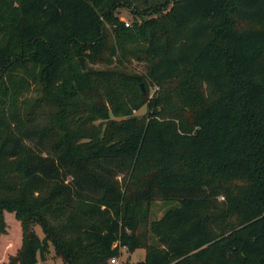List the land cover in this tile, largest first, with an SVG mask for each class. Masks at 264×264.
<instances>
[{
    "label": "trees",
    "instance_id": "1",
    "mask_svg": "<svg viewBox=\"0 0 264 264\" xmlns=\"http://www.w3.org/2000/svg\"><path fill=\"white\" fill-rule=\"evenodd\" d=\"M5 211L4 264H264V0H0Z\"/></svg>",
    "mask_w": 264,
    "mask_h": 264
},
{
    "label": "rangeland",
    "instance_id": "2",
    "mask_svg": "<svg viewBox=\"0 0 264 264\" xmlns=\"http://www.w3.org/2000/svg\"><path fill=\"white\" fill-rule=\"evenodd\" d=\"M118 11L121 19L130 24L133 22L135 14L132 11V7L127 5L121 6L118 8ZM137 18L140 19L139 16H137ZM109 44H113L112 38H109ZM108 55V52H105L104 59H95L94 61H89L84 56L87 69H103L110 66H115L114 63H111L110 65L107 63L106 59ZM129 67L132 71L135 70L137 72H141L145 69V65L137 61H133L132 63H130ZM155 89L156 87L151 88V94L154 93ZM41 95L42 93L40 89L36 87V83L32 82V87L27 90L21 98L27 97L29 99H37L41 97ZM146 111L147 106L145 105L141 109L137 110L136 114L143 115L146 113ZM220 199H222V197H220ZM175 205H177V201L174 199L154 200L150 206L149 220L160 218L167 209ZM4 219L6 222V233L0 235V264H4L5 262L9 261L11 256L16 254L21 246L19 237L16 235L21 234V225L19 219L16 217L15 212L5 211ZM34 229L40 235V237H44V232L39 224H35ZM145 229V227H142L140 230ZM122 252V255L119 257L120 264H140V262L143 261L146 257V249L144 248H139L133 253H130L128 249H125ZM38 264H63V261L61 256L57 254L55 247L51 245L50 252L47 254V257L45 259L40 258Z\"/></svg>",
    "mask_w": 264,
    "mask_h": 264
},
{
    "label": "built area",
    "instance_id": "3",
    "mask_svg": "<svg viewBox=\"0 0 264 264\" xmlns=\"http://www.w3.org/2000/svg\"><path fill=\"white\" fill-rule=\"evenodd\" d=\"M126 24L128 25L129 23L127 22ZM118 244H119V243H116L115 245H118ZM121 249H122V251H123V250L126 249V247L123 246ZM110 263H111V264H120V262H119V257H118V256H114V257H112V258L110 259Z\"/></svg>",
    "mask_w": 264,
    "mask_h": 264
},
{
    "label": "water",
    "instance_id": "4",
    "mask_svg": "<svg viewBox=\"0 0 264 264\" xmlns=\"http://www.w3.org/2000/svg\"><path fill=\"white\" fill-rule=\"evenodd\" d=\"M79 62H80V64H81V67H82L83 71H86V70H87V65H86V63H85V58H84V56H80V57H79Z\"/></svg>",
    "mask_w": 264,
    "mask_h": 264
},
{
    "label": "crops",
    "instance_id": "5",
    "mask_svg": "<svg viewBox=\"0 0 264 264\" xmlns=\"http://www.w3.org/2000/svg\"><path fill=\"white\" fill-rule=\"evenodd\" d=\"M135 252V251H134Z\"/></svg>",
    "mask_w": 264,
    "mask_h": 264
}]
</instances>
